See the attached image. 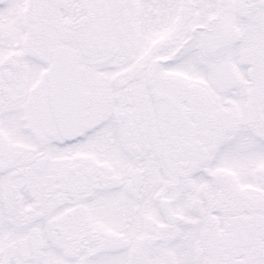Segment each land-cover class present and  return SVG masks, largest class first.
Listing matches in <instances>:
<instances>
[{
	"label": "snow or ice",
	"instance_id": "obj_1",
	"mask_svg": "<svg viewBox=\"0 0 264 264\" xmlns=\"http://www.w3.org/2000/svg\"><path fill=\"white\" fill-rule=\"evenodd\" d=\"M0 264H264V0H0Z\"/></svg>",
	"mask_w": 264,
	"mask_h": 264
}]
</instances>
